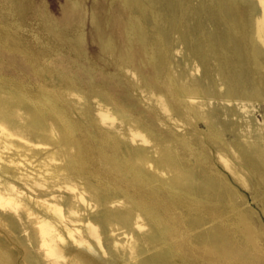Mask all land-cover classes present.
<instances>
[{"label":"rangeland","instance_id":"rangeland-1","mask_svg":"<svg viewBox=\"0 0 264 264\" xmlns=\"http://www.w3.org/2000/svg\"><path fill=\"white\" fill-rule=\"evenodd\" d=\"M261 8L0 0V191L19 200L0 205L8 264H264ZM53 205L54 263L39 235Z\"/></svg>","mask_w":264,"mask_h":264},{"label":"bare ground","instance_id":"bare-ground-1","mask_svg":"<svg viewBox=\"0 0 264 264\" xmlns=\"http://www.w3.org/2000/svg\"><path fill=\"white\" fill-rule=\"evenodd\" d=\"M260 1V4L262 6V14L255 20L256 21V30H255V36H256V39L262 44L264 45V0H259ZM257 41V42H258ZM164 101V100H163ZM161 104H163L162 100L160 102ZM165 107V105H163ZM105 109V108H103ZM109 111V110H108ZM101 112H104V111H101ZM103 120L104 119H109L111 118L110 117V113L109 112H105V113H101V116H100ZM1 127V126H0ZM5 128V127H4ZM8 131V130H7ZM4 133L7 135V134H10L9 132ZM13 133V132H11ZM8 136V135H7ZM6 136V137H7ZM136 136H140L142 138V140L146 141L145 139V136L143 134H141L140 132H132V137H136ZM158 145V144H157ZM119 150V149H118ZM130 160V159H129ZM172 160V159H171ZM129 173V172H128ZM179 179V178H178ZM182 180V179H181ZM173 183V182H172ZM175 183V182H174ZM175 185V184H173ZM12 189L13 188H7L5 193H7L8 196H4V194H2V192L0 191V205L1 206H9L10 208L11 207H17L19 205L18 201H17V197L15 198L13 196L14 193H12ZM69 189V188H68ZM184 190V189H183ZM187 190V189H186ZM80 193V192H79ZM79 198L78 199H82L84 200V196L82 193L79 194L78 196ZM85 202V201H84ZM50 210H52L54 212V214H51L49 212H47V210L45 209V215L44 216H40V221H39V235H40V240L42 241V245L46 251V255L47 256H52L54 258H52V261L53 259H55L56 257L58 258L59 256V259L60 257H62V255H64V246H61L59 245V243L57 242L58 239H61L62 238V235L60 233V230H58L59 228L62 229L61 227L58 228V225H64L63 224V210L61 209V207L59 206H56V205H53V206H48ZM74 207H70V213H73L74 216L76 215H80L79 213H77L76 211H74L73 209ZM76 208V207H75ZM49 210V211H50ZM18 211V210H17ZM52 212V213H53ZM72 215V214H71ZM70 215V216H71ZM39 220V219H37ZM87 228L89 230V235L92 237V238H95V240L97 241V244L99 245V247L101 246L102 247V244H101V237H100V233H99V230L96 228L95 225H93L92 223H88L87 224ZM63 227V226H62ZM66 228V227H65ZM69 229V228H68ZM68 232L71 234L72 232L68 230ZM81 233V232H80ZM70 236V235H69ZM68 236V237H69ZM74 236V235H73ZM82 236V235H81ZM80 237V236H79ZM73 238V237H72ZM82 239V237H80ZM79 238V239H80ZM64 239V238H62ZM61 239V240H62ZM85 240L87 239L86 237L84 238ZM84 239H82L84 241ZM72 240V239H71ZM88 240V239H87ZM40 241V242H41ZM76 241V240H75ZM79 241V240H77ZM82 241V242H83ZM60 243L62 241H59ZM82 242H76V243H80L82 244ZM86 243V242H85ZM84 244V243H83ZM89 244V243H88ZM63 245V244H62ZM92 246V245H91ZM69 252V251H68ZM81 253V252H80ZM79 253V254H80ZM78 254V255H79ZM83 255V253H82ZM81 256V255H80ZM85 256V255H84ZM74 257V256H73ZM47 258V257H46ZM65 258V257H64ZM75 258V257H74ZM79 258V257H78ZM77 258V259H78ZM87 258V257H86ZM58 259V260H59ZM81 259V258H79ZM85 259V258H84ZM56 260V259H55ZM54 260V261H55ZM58 260L56 262H58ZM62 260V258H61ZM74 260V259H73ZM82 262L84 261L83 259H81ZM53 261V263H54ZM80 261V260H78ZM55 262V263H56ZM81 262V261H80ZM9 262L6 260V257H4V255L0 252V264H8ZM74 263V262H73ZM76 263V262H75ZM78 263V262H77Z\"/></svg>","mask_w":264,"mask_h":264}]
</instances>
